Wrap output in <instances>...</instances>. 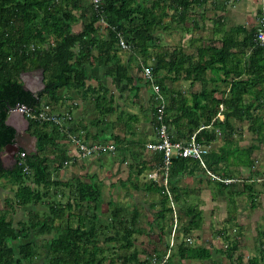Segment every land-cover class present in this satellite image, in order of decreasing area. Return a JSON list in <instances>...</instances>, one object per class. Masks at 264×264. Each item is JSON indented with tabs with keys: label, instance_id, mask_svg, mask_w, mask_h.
<instances>
[{
	"label": "trees",
	"instance_id": "16d2710c",
	"mask_svg": "<svg viewBox=\"0 0 264 264\" xmlns=\"http://www.w3.org/2000/svg\"><path fill=\"white\" fill-rule=\"evenodd\" d=\"M206 1L103 0L95 8L90 0H0V190L10 186L12 193V198H4L0 207V264L148 263L138 260L136 250L131 251L133 235L143 219L140 205L129 210L108 201L103 207L96 175L63 177V171L73 167L78 157L62 151L61 143L81 142V147L92 150L88 154L76 146L84 163L107 156L111 162L126 163L130 170L122 182L124 188L158 195L154 223L161 229L171 228V196L178 212L188 219L184 233L197 228L198 219L190 216L194 214L191 210L181 207L180 188L173 185L177 173L189 170L205 176L208 171L234 178L238 168L250 170L257 165L254 152L264 145V43L259 44L257 39L259 23L208 44L202 37H192L190 44H200L190 53L178 45L180 41L176 44L170 39L173 47H168L165 39L175 37L173 32L202 30L204 25L199 27L200 16L197 19L194 12ZM261 15L260 11L258 20ZM121 40L126 49L121 48ZM159 48L163 50L159 52ZM120 51L136 63L139 73L143 66L151 68L152 82L132 76L130 68L123 64L111 68L116 80L127 86L118 91L121 97L129 100L133 108L145 109L151 115L149 130H142L144 136L135 133L138 139L121 136L136 129L140 123L138 114L121 109L112 97L107 99L108 89L103 84L99 83L96 90L87 88L88 70L95 64L107 66ZM30 71H41L44 77V89L37 95L26 91L19 79L21 73ZM186 83L199 84V88L188 91L182 87ZM170 84L179 86L168 88ZM153 86L158 87L160 100ZM146 87L149 92L141 94ZM76 98L92 108V115L85 112L89 119H74L80 106L74 105ZM141 99H146L149 106L140 103ZM17 105L48 116L59 109L65 111L60 113L62 120L58 123L27 119L28 133L36 138V152L26 154L23 160L18 154L16 163L6 168L1 152L14 144L16 132L5 121L9 109ZM160 105L161 122L157 121ZM113 113L117 115L111 124L126 118L131 121H124L121 131L109 137L89 131L90 127L98 129ZM161 125L166 127L172 143L184 145L194 136L195 142L205 147L211 148L216 142L222 146L203 156L204 169L198 160L174 155L166 169L164 153L157 150H152L144 162L133 165V155L138 153L130 151L131 147L137 145L144 152L145 146L157 144L156 132ZM244 130L250 132L251 140L240 148ZM147 136L151 139L147 140ZM164 170H168L165 185ZM154 172L161 183L158 177L146 183L140 180ZM263 173L256 168L251 174L262 177ZM251 182L250 178L242 186L254 203L260 190ZM217 184L221 190H235L234 196L238 194L232 185L229 188ZM257 260L254 257L248 264H257Z\"/></svg>",
	"mask_w": 264,
	"mask_h": 264
},
{
	"label": "crops",
	"instance_id": "0c3cea01",
	"mask_svg": "<svg viewBox=\"0 0 264 264\" xmlns=\"http://www.w3.org/2000/svg\"><path fill=\"white\" fill-rule=\"evenodd\" d=\"M209 4L211 7H207V5ZM203 7H207L208 9H205V11L212 14V18H206L212 25V29L209 32L210 35L205 40V43L208 44L210 40L218 41L225 37L227 33V35H229L232 31L238 33L240 30H242V28L248 29L257 25L259 21L258 13L260 11L264 12V0H207L206 4ZM243 8L244 13H241L240 11ZM236 14H238L237 20H235L234 17V15ZM196 18L198 19L199 16L197 15ZM201 31H205V28L202 27ZM192 34L193 32L186 33L185 37H182L181 42L178 44L179 46L186 47V50L188 52H191V50H193L197 45L200 44L199 42L190 44V41H192V37L199 39V37ZM235 36L237 39H241V36H237L234 34L233 37ZM162 50L163 48H159V52H161ZM121 54H124V57H121ZM119 63L130 68L132 76H141V74L138 72L139 70H137L136 63L134 61L130 62L129 56L125 52L120 51L116 54V57L114 55L112 56L107 66L99 67L97 64H95L94 67L88 70L87 88L92 87L93 90H96L99 87L98 84L101 83L108 89L107 99L110 97L114 98V103L121 107V109L126 108L131 112H133V110H136L135 114L140 113L141 116L143 114L147 115V110L144 111L145 109H138V112L136 108H133V105L131 104V102H129V100L123 99L118 93L120 89L127 87L126 85L120 84V82L116 80L117 78L111 71V68L114 67V64L116 65ZM105 79L111 81L112 85L110 86H112L111 88H113L114 91L111 88L109 89L106 83L103 82ZM186 84H188V88H185L184 86L183 88L188 91L189 87H195L196 89L199 88L197 84L191 86H189V83ZM146 91L149 92L147 87L146 89L141 90V94L146 95ZM115 93H117V96L115 95ZM73 103L74 105H76L77 103L80 104L79 108L75 112L76 114H74V119L81 120L83 119V117L85 118V116V119H89V115H92V108L89 109L88 107L83 105V101H80L78 98H76ZM141 103L143 104V101ZM145 103L149 106V102L147 100L145 101ZM145 107L148 108L147 106ZM64 111V109H59L56 112ZM86 111L90 112L88 116L85 115ZM109 115H111V117H107V121L101 124L98 129L90 127L89 131L94 135L98 132H101L100 136L102 137H109L110 133L115 134L117 130L121 131L125 120H120L118 122L116 121L114 122V124H111V122L115 120V115L117 114L113 113ZM144 115V119L140 120V123L135 126L136 129L128 130L124 126L125 129L128 130V132H124V134H121V136L127 139H138L140 136H144L142 135V130L144 129V131H147L149 130L148 126H150V121L148 120V118H146L147 116ZM129 120L131 121V118H126L125 122H129ZM135 133H137L139 137L136 136ZM148 138L151 139L150 136L146 137L147 140ZM89 141H91V138L89 139ZM23 144L28 145V141L25 139L23 141ZM78 145L79 143H76V145L74 143L68 145L67 142L61 143L62 151L63 149L67 150L69 151V156L75 158L78 157V159L76 160L77 162L74 163L73 167L72 165L68 166L67 172L76 175L75 172L77 171V169H81V165H83L84 168L81 170H83V175H87L88 170L91 168L90 163L94 164L95 162L96 167L91 171V173H93V175L96 174V176L99 177L97 186L101 191V199L103 201V205H106L104 204L103 199V188L105 187H108L110 189V201L116 202L120 205H124L125 207H128L129 210H131L133 206L140 205L138 207L141 208V216L143 219L138 224L139 226H137L136 228V233L133 235V239L135 240H133V245L131 248V251L136 250L138 252V260H147L148 263L146 264H152L151 261L154 258L157 259V261H161L168 255V259L165 264H248V261L250 259L257 257V264H264V200H262V196H264V183L259 185H256L254 181L253 183H250L253 184L256 189L260 190L257 199L254 200V203H252L249 200L247 193L243 192V186L241 187L240 185L236 184L232 185V188H236V191L238 193L236 196H234L235 190H230V192H227V190H221L218 187L217 182L213 181L209 177L207 178L206 175L201 176L199 175L200 173L198 174L196 172L190 173L189 170L187 171L189 173L179 172L174 178L173 185L180 188L179 195L182 205L180 206L185 207L186 209L188 208V212L189 210H191L194 213L190 216H192L196 220L198 219V227L194 228L193 230H189L188 233H184V224L188 223V219L185 220L184 216L178 212V207L174 205L170 196L169 205L172 209L171 228L161 229L159 226L155 225L156 211L159 208L157 204V201L159 199L158 195L152 192L139 191L138 189H125V186L122 185V182L127 180L130 169L128 168L126 163L124 164L121 160H115L114 162H111V160H107L105 158L98 159V157H93L92 159H89L88 162L83 163V159L79 157V154L76 151V146ZM140 146L144 147L142 145ZM144 148L145 151L140 152L139 146L134 145V147H131L130 151H135L136 153H138V155H133L136 160L133 165H136L138 162V164L144 162L146 157L148 159V156L152 152V150L146 148V146ZM132 159L134 158L132 157ZM101 162L103 164H106V166H108L109 168L117 167V169L119 170L121 169V167L124 168V166H126V169L124 170L127 171V177L120 178V176H109L110 178H107L105 182L104 180L106 177H104L100 173H97V169H102V167L104 168V165H102ZM69 163L72 164L73 162L70 161ZM121 171L122 170H120V172ZM154 171H156V169ZM67 172L63 171L62 176H67ZM239 172L240 174H243V171ZM154 173L156 174V176L153 177V179L158 177V181L161 183V179L158 173ZM167 173L168 170H164V176L162 179V184L164 185L166 183L165 177H167ZM244 173L246 174L247 172L244 171ZM263 174L262 176L264 177ZM254 176V174H250V171L248 174H246L247 179H253ZM183 177L189 178V180L200 177V179H205L206 182L201 181L198 187H188L187 185L180 186L179 184ZM143 178H147L143 180L144 183H146L148 179H150L148 174L146 176L144 175ZM202 183H205V187L206 189H208V191L204 193L208 195L207 197H204V194L201 191L203 189ZM224 186L231 188V185L227 186L226 184H224ZM131 190H133L134 193H132ZM140 194H143V196H145L146 201L143 202L140 200V196H138ZM245 197L248 203H242V205H239V200ZM215 203H223V211L221 212V216L219 217V219H216V221L214 222V219H212L211 217L212 213H210V222L208 227L205 229L203 226L205 216V214L203 213L204 210H199V208L204 204L214 205ZM175 209L177 211H175ZM187 210H185L186 213ZM192 212H190V214ZM174 226L178 228L177 230H175V232H172ZM126 264L137 263L127 262Z\"/></svg>",
	"mask_w": 264,
	"mask_h": 264
},
{
	"label": "rangeland",
	"instance_id": "374dc122",
	"mask_svg": "<svg viewBox=\"0 0 264 264\" xmlns=\"http://www.w3.org/2000/svg\"><path fill=\"white\" fill-rule=\"evenodd\" d=\"M88 2H89V0H87ZM207 7H211L210 6V4L209 5H207ZM207 7H202L203 9H200V10H195V15L197 16H200V22H199V27H202L203 25H204V28H205V31H201V30H195V31H193V34L192 35H194V36H197V37H199V38H203V40L205 41L206 40V38L207 37H209V32H210V30L212 29L211 28V23H210V21L209 20H207L206 18H212V14H210V13H208V12H206L205 11V9H208ZM196 11H198V12H196ZM206 12V13H205ZM241 13H244V8L243 9H241V11H240ZM201 15L203 16V19L201 20ZM237 15L238 14H236V15H234V17H235V20H237ZM233 21H234V19H233ZM103 24V26L105 27V25H104V23H102ZM101 24V25H102ZM76 30V29H75ZM195 32V33H194ZM172 34H174L175 35V37H172V38H169L168 36H166L165 37V39H166V41H167V43H168V47L170 46V47H173V46H171V40L173 41V43H177L178 41H180L181 42V36L182 37H185V34H184V32H173ZM169 39H171V40H169ZM172 43V44H173ZM203 44V43H202ZM187 51V50H186ZM193 50H191V52H192ZM189 53H190V51H189ZM121 57H124V54H121L120 55ZM149 64V63H148ZM140 75V74H139ZM207 78H209V75H208V77ZM103 82H105L106 83V85L109 87V89L112 87V86H110V85H112L111 84V81L110 80H107V79H105ZM182 85V84H181ZM197 85H199V84H197ZM177 86H179V84H170V85H168V88H170V87H175V88H177ZM185 87V88H188V84H185V85H182V87ZM197 87V86H196ZM111 89H113V88H111ZM113 91H114V89H113ZM189 91H197V89L195 88V87H192V88H189ZM101 95V94H100ZM100 95H98V96H100ZM115 95L117 96V93H115ZM115 97V96H114ZM144 97V96H143ZM79 100H80V98H79ZM143 101V104H145V99H141V101H140V103ZM86 103L84 102L83 103V105H85ZM138 110V109H137ZM136 112V110H133V113H135ZM144 115V114H143ZM143 115L141 116L140 115V113L138 114V117H139V119L140 120H143L144 119V117H143ZM144 116H147L146 118H148V120L150 121V117H151V115L150 114H147V115H144ZM220 117V119H222L223 118V116H219ZM243 141L240 143L241 144V147L240 148H245L246 146H248L249 145V143H250V140H251V134H250V132H248V131H245L244 130V133H243ZM222 146V143L221 142H216V143H214L212 146H211V148H209L208 146V148H206L207 150H208V152L207 153H209L210 152V149H214L215 151H217L218 149H219V147H221ZM254 154H255V156H256V158L258 159V163H257V165H254V166H252L251 167V169L250 170H246V169H244V167H240V168H238V170L237 171H243V174H240V172L238 173L237 171H234V178H231L230 179V182L228 183V184H226V185H240V186H242L243 184H244V182L246 183L247 182V178H246V174H248L249 173V171H250V174L253 172V170H255L256 168H258V169H260V170H263L264 171V145H262L261 146V150L260 151H256V152H254ZM109 156H107L106 157V159L107 160H109ZM256 159V160H257ZM84 163V162H83ZM101 164L102 165H104V168L102 167V169H97L98 170V172L97 173H100L101 175H103L104 177H106L105 178V182H106V179L108 178H110L111 176H113V177H117V176H120V178H126L127 177V171L126 170H124V169H126V166H124V168H122L121 167V169L120 170H122L121 172H120V170L119 169H117V167L115 168V167H111V168H109L108 166H106V164H103L102 162H101ZM5 165V164H4ZM7 165H8V163L5 165V167H7ZM90 165H91V168L88 170V175L89 174H93V173H91V171L92 170H94L95 169V162H94V164L93 163H90ZM121 166H123V165H121ZM201 166V165H200ZM202 168H203V166H201ZM8 168V167H7ZM84 168V166L83 165H81V169H83ZM81 169H77V171L75 172L76 173V175L74 174H72V173H70V172H67L66 173V175L67 176H65V178L66 177H68L69 179H72V178H76V177H78V176H81V177H84L85 175H83V170H81ZM204 169V168H203ZM119 170V171H118ZM244 171H246L247 173L245 174L244 173ZM96 175V174H95ZM205 175H208V173L207 172H205ZM264 175V174H263ZM110 176V177H109ZM155 176V175H154ZM219 179H221V177L220 176H217ZM97 178H99V177H97ZM145 179H147V178H141L140 180L142 181V182H144L143 180H145ZM213 181H215V182H217V183H221L220 181H218V180H215V179H212ZM201 181H205V179H200V177H198V178H195V179H190L189 180V178H186V177H183L182 179H181V181H180V186H184V185H187L188 187L189 186H193V187H198L199 185H200V183H201ZM253 181L256 183V185H259V184H261V182H263L264 183V177L262 176V177H256V176H254L253 177ZM206 182V181H205ZM250 184V183H249ZM202 185H203V189L201 190L202 192H203V194L204 193H206L207 191H208V189H206V187H205V183H202ZM247 185V184H246ZM9 187L10 186H8V187H6L5 188V190H0V207L2 206V203H3V199L4 198H9V199H11L12 198V193H11V191H10V189H9ZM103 190H104V204H106V201L108 202V201H110V199H111V196H109L110 195V189L108 188V187H105V188H103ZM131 192L132 193H134V191L133 190H131ZM138 196H140V200L141 201H146V198H145V196H143V194H140V195H138ZM208 195H206V194H204V197H207ZM262 200H264V196H262ZM242 203H248L247 202V200H246V197L245 198H242L241 200H239V205H242ZM103 207H106V205H103ZM223 208H224V206H223V203H221V204H218V203H215L214 205H212V204H204V205H201V207L199 208V210L200 209H202V210H204L203 211V213L205 214V216H204V228L206 229L207 227H208V225H209V222H210V218H209V214L210 213H212V215H211V217H212V219H214L213 220V222L214 221H216V219H219V217L221 216V212L223 211ZM175 211H177L176 209H175ZM24 213L26 214V210H24ZM254 215V214H253ZM177 228L178 227H176V230H177ZM35 264H41V261H37Z\"/></svg>",
	"mask_w": 264,
	"mask_h": 264
},
{
	"label": "built area",
	"instance_id": "2783aa9c",
	"mask_svg": "<svg viewBox=\"0 0 264 264\" xmlns=\"http://www.w3.org/2000/svg\"><path fill=\"white\" fill-rule=\"evenodd\" d=\"M103 0H90L91 3L94 4L95 8L99 7V3H101ZM259 25L257 28V39L259 41V44H263L264 43V12H262L261 18L259 19ZM120 46L122 49H126V45L125 43L121 40L120 41ZM142 74L146 79H149L150 82H152V78L151 77V68L150 67H144L142 69ZM153 91L156 92L155 94L156 99L160 100V96H158V87L157 86H153ZM163 106L160 105L158 107V114H157V121L161 122L162 120V116H163ZM14 111L20 112L22 113L27 119H35V120H52L53 122H57L62 120V118L60 119V114L59 113H53V116H48L46 114V112H39L34 113L32 112L30 109H28L26 106L24 105H17L14 108ZM57 115V116H56ZM51 117V118H48ZM60 123V122H59ZM167 129L164 125H161L158 130H157V136H158V143L157 144H150L148 146V148L150 150H157V151H162L164 153L165 156V168L167 169V167L169 166L170 163V158L174 155V156H180L182 158H190L193 160H198L200 165L204 167L203 164V156H205L208 152V150L204 145L200 144V143H196L194 136L191 138L190 141H188L187 144L182 145L181 143L177 142V143H172L171 141H169L168 137H167ZM81 147V145H80ZM84 150H86V152L89 154L92 150H87L83 147ZM97 149V147H93V150ZM19 157L21 159H24L25 157V153H20ZM208 176L211 177L212 179L218 180L220 182H222L223 184H228L230 182V179H219L216 175L207 172ZM168 259V255L165 257V259H162L161 261H157V259H153L151 262L152 264H165V262Z\"/></svg>",
	"mask_w": 264,
	"mask_h": 264
},
{
	"label": "water",
	"instance_id": "95a60500",
	"mask_svg": "<svg viewBox=\"0 0 264 264\" xmlns=\"http://www.w3.org/2000/svg\"><path fill=\"white\" fill-rule=\"evenodd\" d=\"M19 79L23 88L33 95H37V93L44 89V77L41 71L23 72L19 75ZM5 124L12 127L16 132L14 144L8 145L1 152V154H4L2 160H8L11 167L16 163L15 155L20 150H23L25 154L36 152V138L27 132L29 122L25 116L20 112L14 111V109H9V115ZM25 139L28 141V145L23 144Z\"/></svg>",
	"mask_w": 264,
	"mask_h": 264
},
{
	"label": "clouds",
	"instance_id": "9594fccd",
	"mask_svg": "<svg viewBox=\"0 0 264 264\" xmlns=\"http://www.w3.org/2000/svg\"><path fill=\"white\" fill-rule=\"evenodd\" d=\"M140 74H141V76H142L143 78H145V77L143 76L142 73H140ZM145 79H146V78H145ZM58 113L60 114V113H63V112H58ZM25 118H26V117H25ZM26 119H27V118H26ZM156 134H157V132H156ZM80 145H81V142L79 143L78 146H80ZM149 145H150V144H149ZM149 145H148V146H149ZM148 146H147V148H148ZM81 148L83 149V147H81ZM84 148H85V147H84ZM85 149H87V148H85ZM83 150H84V149H83ZM87 150H88V149H87ZM22 151H23V150H22ZM84 151H86V150H84ZM154 151H156V150H154ZM20 153H22V152H18V153L15 155V159H16V156H17L18 154H20ZM23 153H24V151H23ZM86 153H87V152H86ZM3 155H4V154H1V160H2V158H3ZM25 155H26V154H25ZM22 160H23V159H22ZM3 161H5V160H2V162H3ZM15 161H16V160H15ZM203 168H204V167H203ZM154 175L156 176L155 173H154V174H153V173H150V174H149V178L153 179V177H155ZM214 175H216V174H214ZM216 176H218V175H216ZM220 177H221V176H220ZM210 178H211V177H210ZM211 179H212V178H211ZM221 179H231V178H223V177H221ZM221 184H223V183L221 182ZM223 185H224V184H223ZM175 230H176V226L173 227V231H172V232H175Z\"/></svg>",
	"mask_w": 264,
	"mask_h": 264
},
{
	"label": "flooded vegetation",
	"instance_id": "af4514ba",
	"mask_svg": "<svg viewBox=\"0 0 264 264\" xmlns=\"http://www.w3.org/2000/svg\"><path fill=\"white\" fill-rule=\"evenodd\" d=\"M5 160H6V159H5ZM7 163H8L7 167L9 168V167H10L9 161H8V160L3 161V165H4V164L6 165ZM5 165H4V166H5Z\"/></svg>",
	"mask_w": 264,
	"mask_h": 264
}]
</instances>
